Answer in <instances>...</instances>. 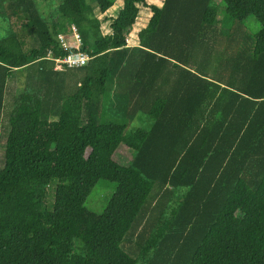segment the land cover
<instances>
[{
  "label": "trees",
  "instance_id": "16d2710c",
  "mask_svg": "<svg viewBox=\"0 0 264 264\" xmlns=\"http://www.w3.org/2000/svg\"><path fill=\"white\" fill-rule=\"evenodd\" d=\"M221 1L150 5L129 46L147 0H123L92 44L86 0H61L53 21L35 0H0V264H264V0ZM94 2L104 14L117 0ZM70 22L91 59L57 68ZM20 74L31 88L9 101ZM104 113L126 127L130 159L106 163L100 178L116 190L105 208L84 205L62 227L76 150ZM145 117L149 129L131 128ZM49 122L63 154L40 140Z\"/></svg>",
  "mask_w": 264,
  "mask_h": 264
},
{
  "label": "rangeland",
  "instance_id": "374dc122",
  "mask_svg": "<svg viewBox=\"0 0 264 264\" xmlns=\"http://www.w3.org/2000/svg\"><path fill=\"white\" fill-rule=\"evenodd\" d=\"M6 1V0H3ZM39 10L44 18L48 21L57 19V11L61 0H35ZM89 10L86 11L80 21L82 30L89 44H92L101 37L111 33V22L118 14L122 7L123 0H117L115 5L106 13L99 12L94 0H86ZM161 0H147V4L141 7L139 18L134 25L132 31L128 34L127 39L130 45H137V33L146 25L149 20L151 11L150 5L160 4ZM214 4L218 6L220 11L223 9L221 0H214ZM67 23V22H66ZM64 22V24L67 26ZM231 19H224V24L229 26ZM247 26L251 33L255 35L261 29L259 22L251 17L247 21ZM10 88L8 91L9 101L19 92L29 90L30 85L24 75L10 80ZM2 122V121H1ZM0 122V158L3 155V142L1 139V123ZM150 120L145 117L144 120H135L130 126L131 128L149 129ZM126 130V127L117 126L111 117L104 113L103 124L96 131L92 140L84 145L78 146L74 156L73 175L75 181L71 187L62 209L59 211L55 223L62 227H69L75 219L80 209L87 205L96 212H101L108 200L116 190L114 184L101 180V174L104 171L106 163L110 159L124 161L126 164L129 161L131 154L121 144V138ZM40 140L50 146H54L58 153L63 154L65 150V141L61 135L60 128L55 123H43L40 126ZM181 191L179 195H182ZM177 201L172 204L175 208ZM239 206V205H236ZM241 209V208H239ZM172 212V211H171ZM169 212V213H171ZM238 224H233L229 227L232 233H235ZM140 264H145V261H140Z\"/></svg>",
  "mask_w": 264,
  "mask_h": 264
},
{
  "label": "built area",
  "instance_id": "2783aa9c",
  "mask_svg": "<svg viewBox=\"0 0 264 264\" xmlns=\"http://www.w3.org/2000/svg\"><path fill=\"white\" fill-rule=\"evenodd\" d=\"M70 30L69 31H60L57 35V40L60 46L65 51H70V53L61 60H57V68H60L61 65H65L68 68H78L85 66L90 58V55L87 52H84L81 48L83 46V38L79 32L78 27L75 23H68ZM129 46V41L127 39ZM74 50V52H72ZM50 57V54L48 55Z\"/></svg>",
  "mask_w": 264,
  "mask_h": 264
}]
</instances>
